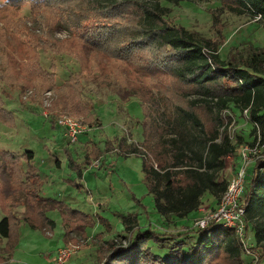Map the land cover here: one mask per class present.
<instances>
[{"label":"rangeland","instance_id":"374dc122","mask_svg":"<svg viewBox=\"0 0 264 264\" xmlns=\"http://www.w3.org/2000/svg\"><path fill=\"white\" fill-rule=\"evenodd\" d=\"M223 1L161 0V5L168 10L169 22L215 42L222 60L243 67L256 50L264 48V17L242 8L229 9ZM73 6L83 14L82 19L90 5ZM71 10L69 4L51 0H0V63L6 53L3 50L17 60L11 71L6 70L16 78V89L0 86L8 112L0 118V193L10 198V205L18 203L14 211L22 220L15 224L20 227V237L13 249L0 237V264H55L65 247L73 251L65 264H103L119 255L114 252L116 246L127 249L130 237L145 232L178 236L191 231L196 219L213 211L221 198L207 193L200 209L187 216L159 213L145 180L144 158L135 150L141 148L147 161L154 162V154L144 142L149 138L151 149L171 150L173 140H179L173 117L180 107L195 111L211 130L218 123L217 110L208 109L204 96L183 92L186 86L169 75L154 74L90 47L76 27L80 17L71 16ZM129 15L122 23L135 24ZM53 39L61 42V51L72 55L36 52L52 47ZM40 59L45 69L54 65L55 72L43 71ZM71 73L72 81L61 86ZM86 99L95 111L86 107ZM220 115L222 132L228 130L237 148L220 174V180L228 182L241 166L251 170L264 157V144L247 111L232 105ZM64 116L76 119L85 129L76 142L58 125ZM26 151L34 152L32 162L23 157ZM10 153L17 156L14 162ZM100 154L104 156L97 161ZM103 161L105 165H101ZM18 163L28 173L24 179L29 174L41 178V188L39 183L33 186L45 208L59 203L43 211L45 218L54 221L53 226L47 223L43 229L37 225L40 207L18 186L21 178L14 173ZM5 216L0 207V221ZM125 218L130 219L128 229ZM248 235V242L253 243L254 230L249 229ZM261 256L257 249L243 252L242 264H261ZM128 257H117L115 263L124 264ZM232 262L221 253L213 264Z\"/></svg>","mask_w":264,"mask_h":264},{"label":"trees","instance_id":"16d2710c","mask_svg":"<svg viewBox=\"0 0 264 264\" xmlns=\"http://www.w3.org/2000/svg\"><path fill=\"white\" fill-rule=\"evenodd\" d=\"M34 1L26 0L32 3ZM51 2L69 4L73 9L70 15L77 17L83 14L80 10L75 9V11L73 4H89L90 6L84 9V14L87 15L82 19L80 17L81 21L78 19L76 27L80 28L82 38L90 47L154 74L169 75L186 86L183 92L191 90L190 95L204 96L203 101L209 104L206 105L208 109L211 112L217 110L218 123L211 130L195 111L180 107L177 115L173 117L175 134L179 140H173L176 143L171 150L165 147L159 150L151 149L149 138L144 142V146L152 150L154 162L147 161L141 148L135 150L144 158L145 180L149 192L155 196L159 213L164 216L170 214L187 216L200 209L202 198L207 193L222 197L227 190L228 182L221 181L220 174L226 167L227 157L236 154L237 148L228 130L222 132L223 122L220 114L232 105L247 111L255 125V132H260L261 142L264 144V48L256 50L243 67L234 62H226L219 56L218 44L197 36L195 32L189 31L182 25L169 22L166 14L168 10L161 5V0H156L155 3H142L139 0H51ZM223 2H228L229 9L242 8L264 17V0H224ZM128 12L136 21L133 25L121 21L122 18L128 17L126 16ZM91 18L94 19L81 25ZM51 42L52 47L47 45L48 47L36 52L39 55L41 52L63 57L72 55L60 50L59 40L53 39ZM3 52L6 53L0 63V86L12 91L16 89L17 80L8 75L6 70L11 71L10 66H13V63L15 66L17 60L9 50ZM38 63L43 71L49 74L56 70L54 65L45 69L41 59ZM72 74L61 86L72 81ZM193 103L194 106L198 105V102ZM210 103L213 106H210ZM84 104L95 111V107L87 99ZM3 105L4 99L0 96V118L8 113ZM90 117L93 118L92 115ZM5 120L8 121L7 118ZM148 136H151V129ZM180 143L185 146L178 145ZM119 146L125 148L123 142ZM103 156V154L97 155L96 160H100ZM16 157L10 153L11 162H14ZM23 157L26 161L32 162L34 152L26 151ZM70 161L73 162L71 156ZM18 165L19 168L14 169V173L21 178L18 186L22 187L27 197H32L40 207L37 211L39 214L37 225L43 229L46 228L47 223L53 226L54 221L45 218L43 211L46 208L54 209L59 203H52L45 208L46 205H42L33 186L39 183L38 186L41 188V178L38 174H29L24 179L23 175L28 173L22 170L19 163ZM101 165H105V161ZM243 200L247 205L248 223L245 244L252 252H256L257 249L261 253L260 263L264 264V157L256 160L253 168L248 170ZM10 203V198L0 193V207L6 214L0 221V237L7 239L9 245L7 246L13 249L19 241L18 225L22 220L14 211V205L18 203L15 202L14 205ZM125 219L128 229L130 219ZM249 229L255 232L253 240L251 239L253 243L248 242ZM129 242L130 246L127 249L116 246L117 249L114 251L120 252L118 258L129 256L124 264H213L221 253L227 254L233 261L231 264H242L241 256L246 252L243 242L235 232L222 224H212L206 229L195 226L191 231L178 236L145 232L130 237ZM117 257L103 264H119L115 263Z\"/></svg>","mask_w":264,"mask_h":264},{"label":"built area","instance_id":"2783aa9c","mask_svg":"<svg viewBox=\"0 0 264 264\" xmlns=\"http://www.w3.org/2000/svg\"><path fill=\"white\" fill-rule=\"evenodd\" d=\"M58 125L66 131V135L72 142H76L78 135L85 131L82 124L70 116L59 119ZM245 155L246 153H244ZM247 175V165L244 164L228 180L227 190L222 195L218 206L213 211H207L202 217L196 219L195 226L199 229H206L212 224H222L224 227L232 229L243 242L246 253H251L249 246L245 244L248 223L246 220L247 205L243 200V195L246 189ZM72 254L71 248H62L55 264H65Z\"/></svg>","mask_w":264,"mask_h":264}]
</instances>
